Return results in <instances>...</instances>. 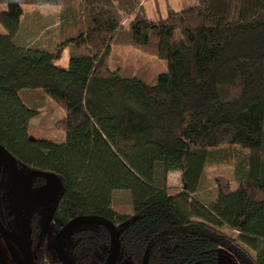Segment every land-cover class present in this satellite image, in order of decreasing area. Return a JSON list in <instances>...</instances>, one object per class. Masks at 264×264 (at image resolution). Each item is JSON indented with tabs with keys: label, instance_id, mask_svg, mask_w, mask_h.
Returning <instances> with one entry per match:
<instances>
[{
	"label": "trees",
	"instance_id": "16d2710c",
	"mask_svg": "<svg viewBox=\"0 0 264 264\" xmlns=\"http://www.w3.org/2000/svg\"><path fill=\"white\" fill-rule=\"evenodd\" d=\"M147 1L0 0V144L14 158L3 168L52 173L61 184L58 221L110 220L118 262L217 264L225 247L243 264H264V0L167 2L160 17L147 16ZM25 4L60 6L63 37L53 50L15 45ZM117 45L164 58L167 68L153 84L122 76L108 66ZM23 88H41L65 111L54 123L63 142L29 135L38 112L23 103ZM223 143L237 145L234 177L215 175L207 204L195 193L209 150ZM169 171H180V189L167 185ZM119 189L131 192L132 212L112 207ZM5 200L0 187V216L10 219ZM30 218L26 240L36 243L41 219ZM70 236L78 264H108L115 253L103 223H81ZM45 242L35 251L50 257Z\"/></svg>",
	"mask_w": 264,
	"mask_h": 264
},
{
	"label": "rangeland",
	"instance_id": "374dc122",
	"mask_svg": "<svg viewBox=\"0 0 264 264\" xmlns=\"http://www.w3.org/2000/svg\"><path fill=\"white\" fill-rule=\"evenodd\" d=\"M169 2L174 8L181 7L183 0H148L145 2L143 8L148 17H160L166 14V4ZM7 9L5 2H0V12ZM60 6L53 5H30L23 6V13L19 24L17 33V40L21 41L24 46L21 47H35L42 48L47 51L53 50L54 47L60 42L62 36ZM0 32L4 33L5 28L0 24ZM175 37H179L178 30H174ZM63 50L62 60L66 62L69 56V49ZM108 66L111 69H120L122 76H134L143 81L153 84L157 81V75L166 70V59H161L155 55H149L143 51H139L134 47L128 45L113 46L110 53ZM23 103L28 107L35 109L38 113L32 117L28 124V133L34 138H47L53 142H63L65 134L54 123L56 120L64 117L65 111L56 104L44 91L40 89H20L18 90ZM227 143H223L219 148H212L209 150V157L204 162V167L200 175L198 183V191L195 196L204 203H210L216 193L217 187L215 184V175H229L232 178L233 165L229 160L237 156V145L230 144L226 147ZM8 171V170H7ZM3 171L6 173L1 177L0 187L4 190L6 198V211L8 214H13V220L10 222L15 230L24 239L26 236V216L34 211L43 218L46 211V203L49 200L44 199L46 195L31 193V186L22 184L24 174L21 168L20 173L8 174L10 171ZM27 178V177H26ZM169 187L173 190L180 189L182 185L180 174L175 172L168 176ZM232 186L235 187L236 183L232 180ZM61 191V184H58L54 200L59 196ZM111 203L112 207L122 213L132 212L131 192L127 189H119L112 191ZM81 224V223H80ZM80 224L74 228L80 227ZM48 223L42 221V228H46ZM220 229L226 234H231L237 237V233L232 231L228 226H220ZM13 240H3L0 237V264H23L21 254ZM245 248L255 255L254 250L243 244ZM52 246V242L50 244ZM217 264H243L240 257L232 252L230 249L221 247L218 254ZM118 264H132L130 261H121Z\"/></svg>",
	"mask_w": 264,
	"mask_h": 264
},
{
	"label": "flooded vegetation",
	"instance_id": "af4514ba",
	"mask_svg": "<svg viewBox=\"0 0 264 264\" xmlns=\"http://www.w3.org/2000/svg\"><path fill=\"white\" fill-rule=\"evenodd\" d=\"M3 167H4V165H3ZM3 167H2L1 172H0V177H3V175L6 174L3 171H7V169H4ZM22 169H23L24 174H28V173H26L24 168H22ZM8 174L10 175V174H12V172L10 171ZM29 177H30V174H29ZM28 180L24 181L23 184L29 185L30 183H28ZM46 182L37 183L33 187L30 184L29 186H31V188H32L31 193L33 194V192L36 189L44 186V184ZM42 194L46 195L44 197V199L49 200V202L45 204L46 205V208H45L46 211H45V215L41 219V224H42V221H45L46 223H48V226L45 229L43 228V234H41V238L38 239L36 241V243H34V240H30V242H29V240H26V236L23 239L21 237V235L17 232V230H15V227L10 224V222H12V220L14 219L13 216L10 219L9 218L7 219L1 215L0 216V222L2 223V225L7 230L17 233L18 235H20V237L22 238L23 241L25 240L27 242L29 248L34 251V253L31 251L32 259L34 258L33 263H35V264H78L77 261H75V249H74L73 238H71V236L67 238L68 234L71 232L72 229H78V228H74V227L70 228L69 231L67 232V234L65 235V237L63 238L64 240L60 241V239L57 238L58 233L61 231L62 227L68 222L64 223L62 221H58V219L56 217H53V210L55 207L54 204L56 202V199L54 200L53 198L55 196L49 197V195L47 193H42ZM33 215L35 217L41 218L37 214V211H34L31 214H27L26 216H24L26 218V222H27V225L25 228L26 229V235L29 232H31V233L33 232V230L30 229V227H29V221L31 219L30 217H32ZM0 237H2L3 240L11 241V239L9 237H3L2 235H0ZM45 240H46L45 246H44L46 248L45 251H48L50 253V257H47V255L43 251L38 252V253H36V251H35L36 247L41 248V245L44 243ZM12 242H14V241H12ZM51 242H52V246H50ZM14 243L17 247L16 242H14ZM116 264H118V261Z\"/></svg>",
	"mask_w": 264,
	"mask_h": 264
},
{
	"label": "water",
	"instance_id": "95a60500",
	"mask_svg": "<svg viewBox=\"0 0 264 264\" xmlns=\"http://www.w3.org/2000/svg\"><path fill=\"white\" fill-rule=\"evenodd\" d=\"M12 161L14 162V158L12 156H10V154L7 153V151H5L4 147L0 144V172L1 169L3 167V165L5 164V162L8 161ZM16 172L20 173L19 169L16 170ZM30 176L32 177L33 175H42V176H47L48 180L47 182L44 184V186L38 188L35 191V194H41V193H47L49 195V197L55 196L56 194V190L58 187V183H57V179L56 177L52 174V173H48V172H39V171H32L30 172ZM14 174V173H12ZM24 180L22 179V181H27L30 177L29 176H24ZM27 177V178H26ZM98 222V223H103L105 226L108 227V229L110 230V233L113 237H116V249H115V253L111 258V261L109 264H116L118 261V257L120 255L121 252V248H120V239L119 236H117L118 233V229L116 227V225H113L112 222L104 217H100L97 215H79L78 217L72 218L71 220L68 221V223H66L61 231L58 233L57 238L60 239V241H63L65 235L67 234V232L69 231L70 228H73L75 225L80 224V223H84V222ZM0 235H2L3 237H9L11 240L15 241L17 244V248L18 251L21 254V259H22V263L23 264H35L33 263V259H32V253L29 250V246L27 244V242L24 240H22V238L20 237V235H18L15 232H11L9 230H7L2 223L0 222Z\"/></svg>",
	"mask_w": 264,
	"mask_h": 264
},
{
	"label": "crops",
	"instance_id": "0c3cea01",
	"mask_svg": "<svg viewBox=\"0 0 264 264\" xmlns=\"http://www.w3.org/2000/svg\"><path fill=\"white\" fill-rule=\"evenodd\" d=\"M18 33V32H17ZM17 33L15 34V36L13 37L14 39H13V41H14V43H15V45H18V46H24L22 43H21V41H18L17 40V38H16V36H17ZM64 50H66V49H64ZM61 57H62V55H61ZM66 58V62L64 63V61L62 60V63L60 62V60H61V58L59 59V60H57L56 61V64L58 65V66H60V67H67V65H68V61H69V58H67V57H65ZM175 172H177V173H179L180 174V171H169L168 172V174H167V178H168V176H169V174H171V173H175ZM167 183H168V180H167ZM168 185V184H167ZM169 186V185H168Z\"/></svg>",
	"mask_w": 264,
	"mask_h": 264
}]
</instances>
